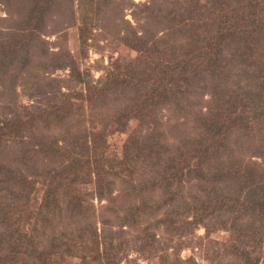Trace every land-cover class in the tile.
Wrapping results in <instances>:
<instances>
[{"label":"trees","instance_id":"obj_1","mask_svg":"<svg viewBox=\"0 0 264 264\" xmlns=\"http://www.w3.org/2000/svg\"><path fill=\"white\" fill-rule=\"evenodd\" d=\"M189 2L188 17L182 18L184 26L193 25L194 28L189 42L179 44L176 37L169 42L171 26L163 20L158 22L168 34H157L151 41L160 49L156 50L146 72L152 77L142 74L146 68L142 63L145 55H138L130 75L107 72L96 85L88 86L85 104L94 110L104 108L103 100L107 94L133 93L129 109L124 113L115 110L108 119L114 124V130L119 132L126 128L130 120L137 122L127 135L124 148L128 149L121 156L113 158L107 154L106 132L95 124L85 126L82 138L73 141V146L66 142L56 143L55 148H50L43 142L41 151L46 157L51 155L57 163L51 167L36 165L32 158L37 151L34 147L20 149L18 161L16 156L0 155V264H27L26 259L29 258L30 264H60L59 256L60 259L63 256L78 259L76 264H117L122 254L133 250L127 249L132 240L139 245L137 251L140 253L158 256L162 244L164 248L168 244L161 243L155 231L151 232L153 224L148 222L149 219L154 218V222L165 223V227H169L173 221L171 215H182L183 226H175L180 236L185 229L186 233L192 224L198 223L196 213L209 215L213 210L211 205H216L215 210L222 215L232 204L236 206L238 216L242 213L256 220L264 219V165L256 168L241 163L240 167L231 159L232 154L229 151L226 153L229 138L240 128L245 130L242 143H249L252 139H247L248 130L254 138L258 131L259 146L254 150L257 153L264 150V56L263 63L257 65L261 69L257 75L261 78L259 91L258 87L251 92L241 93L240 89L229 96L221 89L215 93L211 90L216 84L214 78H219L217 83L221 79L223 87L227 86L224 78L230 77L231 72H234L233 75L240 72L237 81L241 80L243 73H247L245 69L251 51L244 53L243 50H252V42L255 47L263 41L264 26L259 23L261 17L258 15L264 8L263 4L254 1L242 4V0ZM143 6L148 7L144 3ZM182 6L183 0H174L169 8L175 7L176 11ZM38 10L37 5H32L29 11L25 10L24 18L19 19L13 28L10 26L12 34L17 35L14 40L9 35V29L3 32L7 35L1 39L3 44L0 49L9 55L5 63H12L17 56L29 58L27 53L23 56L22 45L29 44L35 33L30 30ZM140 34L135 32L134 39L129 43L136 51L143 50L144 54L148 45ZM174 39L178 42L176 45H173ZM242 70L245 71L241 73ZM203 75L205 78H202ZM246 76L249 77L250 72ZM208 94H211L210 97L205 98L204 95ZM57 96L55 93V96L44 97V103L53 107V104L60 103ZM62 98L65 105L59 106L66 113L70 112L73 109L71 100ZM246 101L249 104H245ZM167 105L176 111L178 119L185 123L192 119L197 128L196 142L189 139L179 142V148L184 147V151L178 152L177 148L171 153L164 148L161 153L160 148H154L156 140L159 143L161 136L167 132L160 126L161 109ZM246 108L249 111L244 113ZM26 110L23 115L14 114L12 109L9 114L0 115V139L7 132L11 138L16 137L17 134L11 133L15 128L31 124L34 115H27L30 110L42 111L38 117L49 113L34 105H28ZM4 128H7L6 131H3ZM239 147L241 149L240 145L236 149ZM134 149L140 150L135 152ZM212 152H218L219 156H213ZM41 170L45 182L41 184L40 199L35 201L33 197V203L22 207L37 183L35 176ZM116 182L122 187L114 193L112 187ZM221 182L229 186L222 188L218 185ZM155 184L160 185L155 187ZM190 184L194 187L191 189L194 190L192 196ZM187 190L189 196L186 197ZM17 196L25 198L19 204L20 208L14 207L13 199ZM94 198L107 200L101 208L119 212L122 220L113 226L103 217V212L97 220L98 216L92 210ZM162 209L164 212L155 217ZM189 216L191 219L186 220L185 217ZM55 222H59L60 230L53 233L49 245L38 246L30 239L28 229L31 228L34 234L38 227H52ZM260 226L264 233V225L260 223ZM136 229H140L142 235L135 234L129 239L127 230ZM256 261L245 258L241 263L255 264Z\"/></svg>","mask_w":264,"mask_h":264},{"label":"rangeland","instance_id":"obj_2","mask_svg":"<svg viewBox=\"0 0 264 264\" xmlns=\"http://www.w3.org/2000/svg\"><path fill=\"white\" fill-rule=\"evenodd\" d=\"M189 1L183 0V6L174 11L175 7L169 8L173 6L174 0H0V45L3 44L1 41L3 36L7 35L3 32L8 29L9 35L13 36L12 39L16 38L17 35L12 34L13 30H10V26L13 28L19 19L26 16L25 10L29 11L32 5H37L40 8L37 18L33 17L35 21H32L33 29L31 28L30 31H32L31 33L35 32L32 36L33 39L31 38L29 44L22 45L23 56L24 53H27L29 58L24 56L23 59L17 56L12 63L7 64L5 63L6 56L9 55L8 53L4 54L0 49V115L9 114L11 109L14 110V114L23 115L26 113L28 105L41 107L49 112L47 116L43 114V117H38L42 111L30 110L27 115L29 117L34 115L31 124L26 123L20 128H15L11 133L17 134L16 137L11 138L8 132L1 137L0 155L4 154L3 157H8L10 154V157L16 156L18 161L20 160L18 152L20 149L28 150L30 147H34L37 151L32 158L36 165L40 168L51 167L57 163L51 155L46 157V154L41 151L43 142H46L50 148H55L56 143L64 144L66 142L73 146V141L82 138V129L95 124L103 127L106 132L107 154L113 158L121 156L123 151L128 149L124 148L127 135L137 122L135 119L130 120L127 122L126 128L119 132L114 130V124L110 123L108 119L115 110L124 113L129 109L133 93L107 94L108 98L106 96L103 100L104 108L94 110L93 107L91 109L89 105L85 104L88 86L96 85L107 72H121L130 75L133 70L131 69L132 65L135 63V58L139 57L138 55H145L142 63L146 65V68L142 74L145 73L144 75L148 74L149 78L152 77V74L146 72L152 58L157 53L156 50L160 49L158 44L151 41L157 34H168L161 29L162 24H158L160 20L165 21L167 26H171L169 42H171V38L176 37L179 44L184 45L192 38L193 25L184 26L182 19L188 17L191 8ZM253 1L263 4L264 7V0H242V4ZM143 3L148 7L143 6ZM258 15L261 17L259 23L262 22V26H264V8L258 12ZM196 24L195 22L194 25ZM163 28L166 30L164 25ZM178 29L181 30L178 31ZM187 31L188 33L185 34ZM135 32L142 33L139 36H143L142 39L146 42V46L148 45L144 54H142L143 50L136 51L129 43L134 39ZM254 37L257 42V36L254 35ZM176 39H174L173 45L178 43ZM254 44L251 43L252 50H243L244 53L251 51L245 69L247 73L250 72V76L243 73L241 80L237 81L236 77L240 72L236 75L231 72L230 77L224 78L227 86L223 87H221V79L220 83H217L219 78H214L216 84L212 86L213 88L211 87L212 92L215 93L221 89L231 96L233 92L237 93L240 89L241 93L254 91L257 87L259 91L261 78L257 75L261 73V69L257 65L263 63L264 37L260 44L253 47ZM176 57L178 58V56ZM245 70H242L241 73ZM252 73H255L253 77H251ZM202 78H205V75ZM55 93L58 94L60 103L50 107L47 105L48 103H44L46 101L44 97L55 96ZM60 93H63L62 96L59 95ZM210 95H204V97L207 98ZM62 97L71 100L73 109L70 112L66 113L62 106H59V104L65 105ZM251 102L255 103V101ZM245 104L249 103L246 101ZM161 111L160 126L162 129H160L164 132L167 129L168 133L161 136L159 143L156 140L157 146L154 148H160L161 153L164 148H167L169 152L173 153L177 148L178 152L184 151V147L179 148V142L186 139L196 142L198 133L195 132L197 128L192 119L188 123L182 122L181 119H178L176 111L168 105ZM247 111H249L248 108L244 113ZM259 126L261 127L262 124ZM6 129L4 128L3 131ZM244 131L240 128L235 131L234 136L229 138L226 153L229 151L232 154L231 159L237 166L241 167V163H246V165L256 168L262 167L264 165V154L262 153L264 150L259 151L260 153L254 150L259 146L258 131L254 138L251 137L248 130L247 139H252H249V143H242L241 138ZM192 145L195 144L192 143ZM239 145L241 149L240 147L236 149ZM134 150L138 152L140 149ZM212 154L215 157L219 156L218 152H212ZM38 172L35 176L37 183L32 187L30 196L22 207L33 203V197H35V201L36 198L37 201L40 199L43 188L41 184L45 182V179L41 175L42 170ZM158 185L153 186L158 187ZM218 185L222 188L229 186L225 182ZM120 186L116 182L112 191L117 193ZM190 186V195L192 196L194 190L191 189L194 187L192 184ZM214 188H217L216 185ZM185 194L186 197L189 196L188 190ZM13 200L14 207L20 208L19 204L25 201V198L17 196ZM105 201L107 200L92 199L94 204L92 210L98 216L97 220L100 213L103 212V217H106L115 226L122 219L118 215L119 212L101 208V204H104ZM115 203L117 204V201ZM231 205L228 212L223 215L220 214V211L215 210L216 205L210 206L213 210L207 216L201 212L196 213L199 219L198 223L192 224L186 233L185 229L180 236L176 233L175 226H183L182 215H171L173 221L169 227H165V223L154 222V218L149 219L148 222L153 224L151 232L155 231L161 243L168 244L165 246L166 248L162 244L157 252V254L160 253L158 256L152 257L146 252L149 257L146 253L137 251L139 245L132 240L127 249L132 248L133 250L130 249L131 251L129 250L128 253L122 254L123 256L117 264H242L241 262L245 258L257 259L255 264H264V233L263 227L260 226V223L264 225V219L256 220L257 218L248 217L242 213L238 216L236 206L232 205L235 209L233 211ZM162 212H164L163 209L155 217L160 216ZM200 214L201 216H199ZM185 219H191V216L185 217ZM59 230V222L53 223L52 227L40 226L33 232L34 234H32L31 228L28 229L30 239L38 246L49 245V240L54 236L53 233ZM127 231L129 239L133 238L135 234L142 235L140 229ZM88 235L89 232L85 238ZM246 252L247 254H245ZM0 258L2 259V257ZM26 260L28 263L30 262V258ZM58 260L60 264H76L78 262V259L64 256L63 259H60L59 256Z\"/></svg>","mask_w":264,"mask_h":264}]
</instances>
